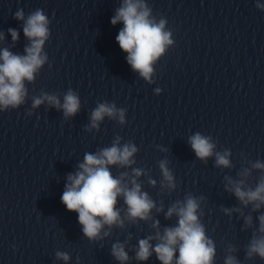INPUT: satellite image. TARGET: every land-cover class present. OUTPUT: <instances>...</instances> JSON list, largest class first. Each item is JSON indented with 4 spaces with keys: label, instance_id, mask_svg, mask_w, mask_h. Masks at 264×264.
<instances>
[{
    "label": "clouds",
    "instance_id": "1",
    "mask_svg": "<svg viewBox=\"0 0 264 264\" xmlns=\"http://www.w3.org/2000/svg\"><path fill=\"white\" fill-rule=\"evenodd\" d=\"M256 7L264 11V4L257 2ZM14 18L24 22L23 34L30 43L24 48L25 55L14 54L7 48L0 50V112L17 109L25 103L28 96L25 82L34 83L43 66L48 63V55L43 51L51 35L48 16L43 10L36 9L25 17L24 10L19 9L14 13ZM121 22L123 28L116 36V41L120 49L127 53V63L149 84L154 83L153 66L175 43L172 31L166 29L167 20L163 17L157 19L146 0H123L111 18L113 26ZM8 33L13 43L19 40L20 34L16 29L9 28ZM3 39L4 35L0 32V40ZM154 91L159 95L162 90L156 88ZM45 101L50 107L62 110L65 119L75 116L81 108L79 95L71 88L63 95L62 103L57 95L42 91L39 97H32L31 108L36 109ZM31 114L29 111L28 115ZM105 117L124 125L126 109L118 108L114 102L98 103L90 114V124L85 130H99L100 122ZM121 140L117 135L110 147L99 149L96 153L86 152L83 162L78 165L79 170L67 176L61 201L68 211L78 214L83 235L91 242L100 241L110 235V231L101 234L105 226L110 230L113 226L124 228L125 220L132 225L139 221H152L151 227L155 229V234L139 239L135 249L137 261H147L154 253L160 264H215L216 244L207 235L202 222L205 197L188 193L183 200L174 201L164 216L166 220L175 216L176 224L165 226L161 232L160 221L153 220L151 212L153 209L157 213L164 212L163 202L158 207L148 192L142 191L137 178L147 175V171L132 167L136 164L134 157L139 149L131 141L121 145ZM188 143L200 161L207 163L210 158H214L217 168L234 167L231 150H217V144L211 136L196 132L189 137ZM241 156L249 166L241 167L235 178L224 176V190L235 197L238 206L221 207L220 210L229 218L233 213L239 214L243 220L242 231L253 229L244 249V260L257 257L264 260V161H251L243 154ZM169 163L167 159H162L158 167L162 175L160 187L171 194L176 190L177 183ZM110 166L132 167L131 175L121 172L119 176H114ZM254 170H258L260 175L252 185L249 180ZM148 184L155 187L156 180L149 176ZM118 197L123 198L126 208L123 218L121 209L117 207ZM245 209H249L247 214ZM252 213H258L255 222ZM238 251L235 245L228 244L224 264H242L236 255ZM111 255L120 264H126L130 259L125 243L119 241L111 245ZM55 257L66 264L71 258L69 253L59 250L55 252Z\"/></svg>",
    "mask_w": 264,
    "mask_h": 264
}]
</instances>
